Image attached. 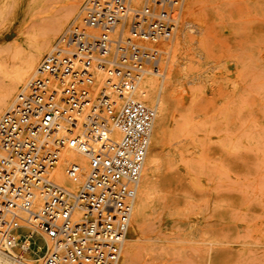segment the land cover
Here are the masks:
<instances>
[{"label":"built area","instance_id":"built-area-1","mask_svg":"<svg viewBox=\"0 0 264 264\" xmlns=\"http://www.w3.org/2000/svg\"><path fill=\"white\" fill-rule=\"evenodd\" d=\"M89 0L0 119V244L23 225L52 244L44 264H119L157 109L134 98L163 73L184 0ZM164 44V48L157 46ZM85 156L75 190L50 178L62 152ZM68 178L80 181L70 163Z\"/></svg>","mask_w":264,"mask_h":264},{"label":"rangeland","instance_id":"rangeland-1","mask_svg":"<svg viewBox=\"0 0 264 264\" xmlns=\"http://www.w3.org/2000/svg\"><path fill=\"white\" fill-rule=\"evenodd\" d=\"M68 3L0 0V62L8 72L12 49L27 52L44 39ZM196 16L202 30L187 29L188 91L170 101L152 205L129 264H264V0H198ZM5 85L0 78V90ZM33 250L14 253L33 258Z\"/></svg>","mask_w":264,"mask_h":264},{"label":"bare ground","instance_id":"bare-ground-1","mask_svg":"<svg viewBox=\"0 0 264 264\" xmlns=\"http://www.w3.org/2000/svg\"><path fill=\"white\" fill-rule=\"evenodd\" d=\"M130 1L131 9L138 10L143 6L144 0ZM83 2L85 3L79 11ZM88 2L89 0H69L65 11L54 21L53 25L49 27L50 30H47V35L44 33V39L35 41L27 52H21L19 47L12 49L9 55L14 61L12 71L8 72L6 64L0 62V78L6 80L5 87L0 90V119L11 107L26 82L38 71L44 56L62 43L63 36L71 26H77L80 23ZM197 8L198 0H184V7L179 17V28L182 23V30L178 35V28L173 43L168 46L169 53H167V56L163 57L165 62L163 63L161 78L152 73L146 74L138 84L134 95V98L138 101L148 106L155 107L157 109V117L138 186V193L130 220L128 236L122 248L119 264H129L131 256L137 249L138 242L142 241L138 226L143 212L152 205L150 179L157 165V150L160 146V140L163 138L167 128L165 117L170 112V101H173L184 90L188 91L184 87L186 84L185 81L189 77V72L186 70L190 47L187 29L194 26L195 31L202 30V24L196 16ZM72 20L73 22L66 30L68 23ZM187 20L190 21L189 26H187ZM55 43L56 45L54 46ZM157 46L163 48L164 44L161 42L158 43ZM166 81L167 84H165ZM164 88H166L169 94L168 102H162ZM192 138L193 135L187 134L185 140L189 141ZM233 150L234 146L232 145L230 147V152ZM72 162L78 164L81 168V178L77 184L73 183L66 174V169ZM88 170V160L85 156L73 151H65L61 153L58 165L55 170L51 172L50 178L65 189L75 190L86 177ZM34 235L41 239V243L37 244V247L35 246L36 243L32 240ZM17 238L19 240L18 243L21 245L19 253H27L36 248L33 250L36 257L24 258L14 253L16 250L18 251L17 248H8L0 244V264H44V258L50 253L52 247L51 241L46 234L37 228L23 225ZM43 249H45V257L40 254ZM211 250V248L208 250L209 256H212ZM213 264L217 263L214 262Z\"/></svg>","mask_w":264,"mask_h":264}]
</instances>
